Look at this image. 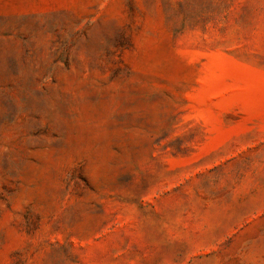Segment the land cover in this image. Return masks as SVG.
<instances>
[{"label":"rangeland","instance_id":"1","mask_svg":"<svg viewBox=\"0 0 264 264\" xmlns=\"http://www.w3.org/2000/svg\"><path fill=\"white\" fill-rule=\"evenodd\" d=\"M0 264H264V0H0Z\"/></svg>","mask_w":264,"mask_h":264}]
</instances>
